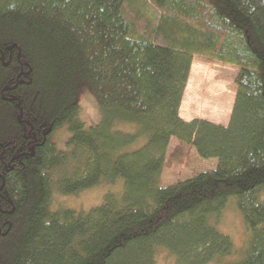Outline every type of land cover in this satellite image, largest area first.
I'll list each match as a JSON object with an SVG mask.
<instances>
[{
    "label": "trees",
    "instance_id": "trees-1",
    "mask_svg": "<svg viewBox=\"0 0 264 264\" xmlns=\"http://www.w3.org/2000/svg\"><path fill=\"white\" fill-rule=\"evenodd\" d=\"M195 55L238 69L226 126L180 115ZM174 138L214 166L163 185ZM119 177L89 212L52 209ZM231 201L247 243L227 261ZM162 247L174 264H264V0H0V264H155Z\"/></svg>",
    "mask_w": 264,
    "mask_h": 264
},
{
    "label": "rangeland",
    "instance_id": "rangeland-1",
    "mask_svg": "<svg viewBox=\"0 0 264 264\" xmlns=\"http://www.w3.org/2000/svg\"><path fill=\"white\" fill-rule=\"evenodd\" d=\"M237 68L194 56L188 84L184 93L180 115L185 120L193 118L206 119L214 123L228 125L231 109L236 97L234 78ZM81 105V118L90 125L101 119L99 105L89 90L81 89L78 97ZM125 131L134 130V125L120 124ZM71 132L67 125L56 129L52 140L60 149L65 148ZM215 159L205 160L198 156L191 146L182 145L172 139L168 148L166 165L162 173V184L170 185L194 176L197 172L213 167ZM124 181L119 177L113 182L103 180L99 184L82 190L77 194H61L56 192L52 200V209L71 208L77 212H89L102 204L107 192L121 193ZM219 229L231 236L236 253L227 261L239 259L243 255L247 243V231L243 216L238 207L231 201L221 213L218 220ZM175 256L162 247L158 249L155 264H174ZM225 261L209 264H224Z\"/></svg>",
    "mask_w": 264,
    "mask_h": 264
},
{
    "label": "crops",
    "instance_id": "crops-1",
    "mask_svg": "<svg viewBox=\"0 0 264 264\" xmlns=\"http://www.w3.org/2000/svg\"><path fill=\"white\" fill-rule=\"evenodd\" d=\"M234 105V104H233ZM233 108V107H232ZM180 110H181V108H180ZM231 113H232V109H231ZM231 113H230V116H229V121H230V117H231ZM181 114V113H180ZM194 119V118H193ZM189 120H192V119H189ZM188 120V121H189ZM212 122V121H211ZM222 124H224V123H222Z\"/></svg>",
    "mask_w": 264,
    "mask_h": 264
}]
</instances>
